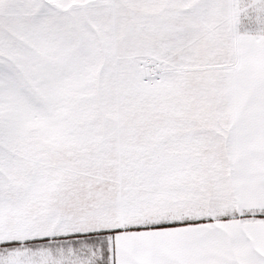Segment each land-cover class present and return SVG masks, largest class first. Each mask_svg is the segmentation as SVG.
<instances>
[{"label":"snow or ice","instance_id":"obj_1","mask_svg":"<svg viewBox=\"0 0 264 264\" xmlns=\"http://www.w3.org/2000/svg\"><path fill=\"white\" fill-rule=\"evenodd\" d=\"M0 264H264V0H0Z\"/></svg>","mask_w":264,"mask_h":264}]
</instances>
